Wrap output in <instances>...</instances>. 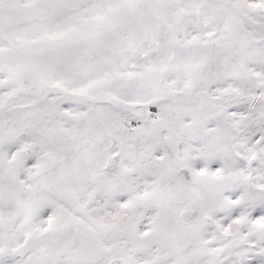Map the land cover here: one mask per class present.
<instances>
[{"label": "snow or ice", "instance_id": "6c2138e0", "mask_svg": "<svg viewBox=\"0 0 264 264\" xmlns=\"http://www.w3.org/2000/svg\"><path fill=\"white\" fill-rule=\"evenodd\" d=\"M0 264H264V0H0Z\"/></svg>", "mask_w": 264, "mask_h": 264}]
</instances>
